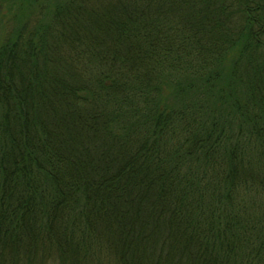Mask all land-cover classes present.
I'll list each match as a JSON object with an SVG mask.
<instances>
[{
	"label": "trees",
	"instance_id": "obj_1",
	"mask_svg": "<svg viewBox=\"0 0 264 264\" xmlns=\"http://www.w3.org/2000/svg\"><path fill=\"white\" fill-rule=\"evenodd\" d=\"M0 264H264V0H0Z\"/></svg>",
	"mask_w": 264,
	"mask_h": 264
},
{
	"label": "rangeland",
	"instance_id": "obj_2",
	"mask_svg": "<svg viewBox=\"0 0 264 264\" xmlns=\"http://www.w3.org/2000/svg\"><path fill=\"white\" fill-rule=\"evenodd\" d=\"M3 32H4V31L2 30V34H3Z\"/></svg>",
	"mask_w": 264,
	"mask_h": 264
}]
</instances>
